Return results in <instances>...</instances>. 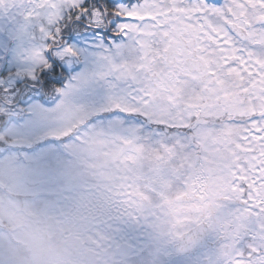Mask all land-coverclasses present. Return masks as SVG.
<instances>
[{"label":"snow or ice","instance_id":"1","mask_svg":"<svg viewBox=\"0 0 264 264\" xmlns=\"http://www.w3.org/2000/svg\"><path fill=\"white\" fill-rule=\"evenodd\" d=\"M9 204L50 264H264V0H0Z\"/></svg>","mask_w":264,"mask_h":264},{"label":"rangeland","instance_id":"2","mask_svg":"<svg viewBox=\"0 0 264 264\" xmlns=\"http://www.w3.org/2000/svg\"><path fill=\"white\" fill-rule=\"evenodd\" d=\"M0 233L12 237L17 264H50L49 247L56 240L54 230H43L24 218L15 204H9L0 215Z\"/></svg>","mask_w":264,"mask_h":264}]
</instances>
